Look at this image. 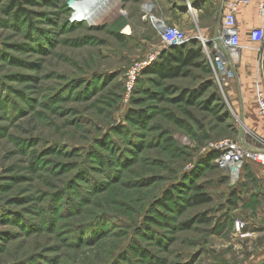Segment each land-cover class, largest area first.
Returning a JSON list of instances; mask_svg holds the SVG:
<instances>
[{"label": "rangeland", "instance_id": "obj_1", "mask_svg": "<svg viewBox=\"0 0 264 264\" xmlns=\"http://www.w3.org/2000/svg\"><path fill=\"white\" fill-rule=\"evenodd\" d=\"M21 1L29 13L17 18L0 0V264H248L263 257L264 236L250 230L264 224V201H236L239 182L209 160V146L224 138L245 134L253 147L263 144L253 132L263 122L256 52L245 50L236 78L220 83L206 53L189 77L146 72L166 48L154 20L211 40L224 1L206 14L188 0H107L94 25L82 10L101 0ZM250 25L241 30L246 46ZM138 62L150 64L128 94L127 72ZM183 92L195 95L193 104L179 99ZM138 113L140 122L129 119ZM196 186L209 203L189 205ZM172 191L177 204H159ZM237 221L246 225L241 234Z\"/></svg>", "mask_w": 264, "mask_h": 264}, {"label": "built area", "instance_id": "obj_2", "mask_svg": "<svg viewBox=\"0 0 264 264\" xmlns=\"http://www.w3.org/2000/svg\"><path fill=\"white\" fill-rule=\"evenodd\" d=\"M225 9L223 21L218 35L213 39L205 38L202 33L189 36L177 27L167 25L160 20H154V27L160 35L165 50L172 47H182L193 41H199L203 52L211 58V65L215 80L220 83V77L225 76L231 80L236 78V71L241 63L245 50L256 52L255 64V92L260 117L264 121V0H223ZM255 8L259 25L250 32L251 46H246L241 40V29L238 16L243 9ZM149 11V10H147ZM152 19V18H151ZM150 62H138L127 72V93L131 94L140 74ZM210 152L219 154L215 160L218 168L228 174L233 184L242 180L246 165L257 162L264 165V141L261 147H253L245 134L236 139L224 138L215 141L209 146ZM236 232L241 234L245 230V223L236 222Z\"/></svg>", "mask_w": 264, "mask_h": 264}, {"label": "trees", "instance_id": "obj_3", "mask_svg": "<svg viewBox=\"0 0 264 264\" xmlns=\"http://www.w3.org/2000/svg\"><path fill=\"white\" fill-rule=\"evenodd\" d=\"M7 11H13L17 10L16 17H20L22 14L29 13L23 8V2L21 0H9V5L7 6ZM122 38L123 36H119ZM242 40V39H241ZM204 52L202 45L199 41H193L188 45L182 46V47H172L167 50H165V53L163 54L161 61L158 65H156L155 68H151L150 70L146 71L147 73H151L156 75L160 80H174L180 77H189L192 73V70L194 68H200L203 61H204ZM209 68V73H213L212 67L210 68L209 65H207ZM173 88L167 89L168 91L172 90ZM147 90V89H143ZM189 97L187 99L188 104L194 103L195 95L191 92L181 93V96H179L180 100H184L185 97ZM145 116L138 113L137 118L130 117L129 119L131 121H136L137 123L140 122ZM219 157L218 153L212 152L210 156V162L215 163V160ZM209 162V163H210ZM215 167L218 168L216 164H214ZM247 166V165H246ZM246 170V168H245ZM175 190H179L180 186H176ZM195 191L198 193L191 196L189 199V205L193 206H200L203 204L209 203L210 197L207 194L200 193L202 190L199 186L194 187ZM178 196L177 193L172 191V193H167L166 195H163V198L160 201L159 204L164 205V207H167L168 202H173L174 204H177ZM153 220V219H151ZM187 227L188 224H187Z\"/></svg>", "mask_w": 264, "mask_h": 264}, {"label": "crops", "instance_id": "obj_4", "mask_svg": "<svg viewBox=\"0 0 264 264\" xmlns=\"http://www.w3.org/2000/svg\"><path fill=\"white\" fill-rule=\"evenodd\" d=\"M188 1L190 2V4L192 3L195 8L201 6V11H205L206 14H208L211 11L212 7L216 5L217 2L219 3V0H188ZM188 1L184 3L182 2H177V3L178 5L179 3L188 5L189 3ZM188 14L191 13L188 11ZM238 21L241 30H242V26L246 25V23L251 24L250 26H252V28L257 27L259 25V19L257 17L255 8L252 7L248 9H243L238 16ZM251 56H252L251 54L244 55L243 57L244 65H248ZM256 125L257 126H255V131H253L255 133V137L260 141H264V121L262 123L258 122ZM253 180H255V182H253ZM231 195L236 201L242 203H249L253 199L256 201L258 200L264 201V165L250 161L246 166V170H244L243 172L242 182L239 184L237 189L235 190L232 189ZM257 226H258L257 229H252L250 231H252L255 236L258 237L264 236V224L258 223ZM262 246L264 247V243L262 244ZM263 257L255 256L248 264H259L261 258Z\"/></svg>", "mask_w": 264, "mask_h": 264}, {"label": "bare ground", "instance_id": "obj_5", "mask_svg": "<svg viewBox=\"0 0 264 264\" xmlns=\"http://www.w3.org/2000/svg\"><path fill=\"white\" fill-rule=\"evenodd\" d=\"M101 1H103V2H102V5L99 8H96V9L88 8L86 10H82V14H81L82 17L92 18L91 19V22H92L91 25H94L95 24L94 21L98 17H100V14H101L100 12H101L102 8L104 7L103 5L106 4V3H108V2H106L107 0H101ZM189 6H191V5L189 4ZM148 9H149V6H148ZM123 33L125 35H129L130 34L129 33V29L128 30L127 29H124Z\"/></svg>", "mask_w": 264, "mask_h": 264}, {"label": "water", "instance_id": "obj_6", "mask_svg": "<svg viewBox=\"0 0 264 264\" xmlns=\"http://www.w3.org/2000/svg\"><path fill=\"white\" fill-rule=\"evenodd\" d=\"M74 0H71L70 2L73 3Z\"/></svg>", "mask_w": 264, "mask_h": 264}]
</instances>
